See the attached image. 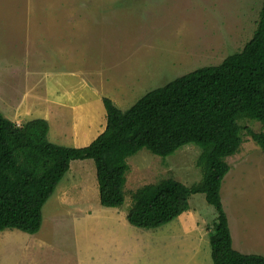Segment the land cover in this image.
I'll return each mask as SVG.
<instances>
[{
    "label": "rangeland",
    "instance_id": "1",
    "mask_svg": "<svg viewBox=\"0 0 264 264\" xmlns=\"http://www.w3.org/2000/svg\"><path fill=\"white\" fill-rule=\"evenodd\" d=\"M262 3L0 0V111L8 118L19 117L20 124L49 114L50 141L88 144L105 129L104 97L126 110L151 89L221 63L252 38ZM51 92L61 98L60 106L47 103L52 101ZM239 123L264 131L255 119L243 117ZM81 129L85 132L79 138L84 141H77L72 135ZM242 138L239 151L226 158L230 170L222 182L221 198L231 234L242 237L243 251L264 256V150L246 129ZM200 151L191 143L166 157L146 148L128 157L125 201L120 207L100 204L92 159L72 160L45 203L37 233L0 231V264H171L175 253L187 257L196 239L195 220L197 225L200 218L206 220L197 232L205 238L216 221L217 211L203 193L192 197L200 215H185L160 228L135 227L126 215L134 192L146 184L166 177L186 185L198 182ZM110 213L122 220H111ZM175 223L182 227L171 233L168 228ZM185 224L193 225L191 233ZM108 231L115 237L113 243ZM117 252L122 253L120 259H115Z\"/></svg>",
    "mask_w": 264,
    "mask_h": 264
},
{
    "label": "trees",
    "instance_id": "2",
    "mask_svg": "<svg viewBox=\"0 0 264 264\" xmlns=\"http://www.w3.org/2000/svg\"><path fill=\"white\" fill-rule=\"evenodd\" d=\"M103 104L105 129L80 147L50 141L44 118L18 124L0 111V231L37 233L45 203L72 160L92 159L100 204L120 207L125 201L128 157L143 148L166 157L192 143L201 148L196 160L201 179L186 185L166 177L144 185L133 194L127 220L139 228H158L189 210L193 194L203 193L217 211L210 234L213 263L264 264L263 255L233 248L221 198L222 182L230 170L226 158L239 151L242 130L264 150V131L239 123L248 117L264 128V0L256 30L241 51L149 90L126 110L109 97Z\"/></svg>",
    "mask_w": 264,
    "mask_h": 264
},
{
    "label": "crops",
    "instance_id": "3",
    "mask_svg": "<svg viewBox=\"0 0 264 264\" xmlns=\"http://www.w3.org/2000/svg\"><path fill=\"white\" fill-rule=\"evenodd\" d=\"M51 95L49 96L51 99H52V101L50 102V101H48L47 103H49L50 105H52L53 106V104H55V105H57V106H60L61 104V98L59 97V95L57 94V93H53V92H51L50 93ZM59 101H61V102H59ZM45 104V103H44ZM57 106H55V107H57ZM58 115V114H57ZM55 116V115H54ZM58 117H60V115L58 116ZM8 118V117H7ZM40 118H44V119H47V121L49 122L50 120H51V118H50V115L49 114H45L44 116H41ZM10 120H12V121H14V122H16V123H18V124H20L19 123V117H14V118H9ZM19 119V120H18ZM18 120V121H17ZM50 124V123H49ZM72 126H74L73 127V129H75V130H78V128L75 126V125H72ZM85 127H87L86 125H85ZM72 129V130H73ZM83 129V128H82ZM82 129H81V133L78 131V134L77 135H72V133H71V135L73 136V137H76L75 139H77V141H84V138H79V137H82L81 135L83 134V132H85V130L84 131H82ZM66 130V129H65ZM102 132V131H101ZM59 134L60 135H62V134H64V133H61V131L59 130ZM95 139V138H94ZM55 143V142H54ZM89 144V143H88ZM88 144H86V143H82V145H80V146H85V145H88ZM67 146H69V145H67ZM80 146H76V147H80ZM81 160H83V159H81ZM63 194L65 193V191L63 192V191H61ZM61 193V194H62ZM196 194H193L190 198H189V205H190V207H189V210H187L186 212H184V213H182L178 218H176V219H182V217H184L185 215H193V214H198V215H200V213L198 212V210H197V207H193V204H192V197L193 196H195ZM60 197H62V195H60ZM57 198L58 199H60L59 198V196H57ZM62 200V199H61ZM225 209V208H224ZM111 215H114L113 217L114 218H110L111 220H116V219H119V220H122V218H119V216L116 214V213H110V216ZM106 216L109 218V214H106ZM126 219H127V215H126ZM176 219L175 220H173V221H171V222H169V223H167V225L168 224H170V223H174V221H176ZM110 220V221H111ZM200 223L197 225L196 223H197V220H195V232H196V234L195 235H193L194 236V238H196L195 240H194V245H192V248H193V250H191V252H189L188 253V256L187 257H185V256H182V254H180V253H175L174 254V261H173V259H172V262H171V264H214L213 263V260H212V256H211V246H210V236L208 237V238H205L203 235H198L197 234V232H200L201 231V229H203V227H205V225L207 224V222H206V220L205 219H202V218H200ZM128 221V220H127ZM228 221H229V219H228ZM129 222V221H128ZM130 224V223H129ZM193 224H194V222H193ZM130 225H132V224H130ZM186 225V224H185ZM134 226V225H133ZM187 227H186V232H190V228L193 226L192 224L190 225V224H187L186 225ZM136 227V226H135ZM180 227H182L181 225H179V223H175L174 224V226H172V227H169L168 229H172V231H171V233H174V232H179V230H180ZM158 228H160V227H158ZM110 229H112V228H110ZM144 229V228H143ZM155 229V228H154ZM192 229V228H191ZM110 232L108 231V234H107V237H108V239L110 240V242L111 243H113V239L115 238L112 234H109ZM191 233V232H190ZM128 234V233H127ZM234 234V233H233ZM105 235V234H104ZM232 235V234H231ZM241 240H242V237H240V239H238V238H235L234 236H232V244H233V248L235 249V250H237V251H239V252H241V253H245V254H249V253H247V252H245V251H243V247H244V244H242L241 243ZM203 243H207V248H204V247H202V244ZM112 246V245H111ZM209 246H210V251H209ZM114 248H116V246L114 245L113 246ZM204 249H207V253L208 254H206L203 250ZM122 253H120V252H117V253H115L114 254V256H115V259H120V257H122V255H121Z\"/></svg>",
    "mask_w": 264,
    "mask_h": 264
}]
</instances>
